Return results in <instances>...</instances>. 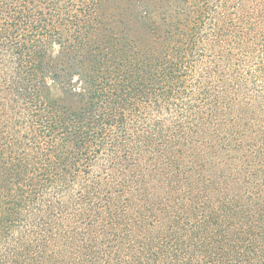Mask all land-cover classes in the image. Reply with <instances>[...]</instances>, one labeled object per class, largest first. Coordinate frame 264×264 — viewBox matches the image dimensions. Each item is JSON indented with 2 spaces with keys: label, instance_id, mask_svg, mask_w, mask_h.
I'll list each match as a JSON object with an SVG mask.
<instances>
[{
  "label": "trees",
  "instance_id": "obj_1",
  "mask_svg": "<svg viewBox=\"0 0 264 264\" xmlns=\"http://www.w3.org/2000/svg\"><path fill=\"white\" fill-rule=\"evenodd\" d=\"M0 264H264V0H0Z\"/></svg>",
  "mask_w": 264,
  "mask_h": 264
}]
</instances>
